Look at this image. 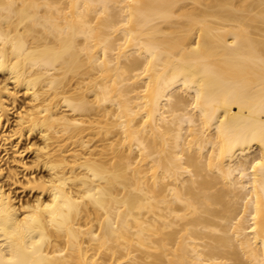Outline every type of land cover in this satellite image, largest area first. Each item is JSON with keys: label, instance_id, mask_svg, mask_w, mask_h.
Returning a JSON list of instances; mask_svg holds the SVG:
<instances>
[{"label": "bare ground", "instance_id": "6f19581e", "mask_svg": "<svg viewBox=\"0 0 264 264\" xmlns=\"http://www.w3.org/2000/svg\"><path fill=\"white\" fill-rule=\"evenodd\" d=\"M0 264H264V0H0Z\"/></svg>", "mask_w": 264, "mask_h": 264}]
</instances>
